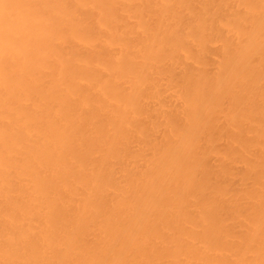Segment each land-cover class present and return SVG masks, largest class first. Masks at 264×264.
<instances>
[{"label":"bare ground","instance_id":"1","mask_svg":"<svg viewBox=\"0 0 264 264\" xmlns=\"http://www.w3.org/2000/svg\"><path fill=\"white\" fill-rule=\"evenodd\" d=\"M0 264H264V0H0Z\"/></svg>","mask_w":264,"mask_h":264}]
</instances>
